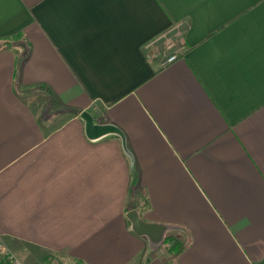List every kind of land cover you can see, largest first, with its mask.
I'll return each mask as SVG.
<instances>
[{
    "label": "crops",
    "instance_id": "crops-1",
    "mask_svg": "<svg viewBox=\"0 0 264 264\" xmlns=\"http://www.w3.org/2000/svg\"><path fill=\"white\" fill-rule=\"evenodd\" d=\"M164 33L181 55L161 66ZM7 37L0 237L18 257L264 264V0H0Z\"/></svg>",
    "mask_w": 264,
    "mask_h": 264
},
{
    "label": "built area",
    "instance_id": "built-area-1",
    "mask_svg": "<svg viewBox=\"0 0 264 264\" xmlns=\"http://www.w3.org/2000/svg\"><path fill=\"white\" fill-rule=\"evenodd\" d=\"M158 44L162 45L160 50ZM148 48L155 49L161 57V66L173 63L180 55L181 51L176 47L175 42L168 33L161 34L147 44ZM0 264H26L8 247L2 237H0ZM36 264H57L54 260H44Z\"/></svg>",
    "mask_w": 264,
    "mask_h": 264
},
{
    "label": "trees",
    "instance_id": "trees-1",
    "mask_svg": "<svg viewBox=\"0 0 264 264\" xmlns=\"http://www.w3.org/2000/svg\"><path fill=\"white\" fill-rule=\"evenodd\" d=\"M18 33V32H16ZM20 33V32H19ZM14 34L13 36L11 37H16L18 39L21 38V35L20 34ZM13 40H9V38H2V40H0V53L8 48H10L13 44ZM29 53L26 52L24 55H21L19 53H17V56H18V59H17V69H16V80H17V87L19 88L20 90V98H26V94L28 93V89L27 87H25L24 85H22L19 81L20 79V76H21V69L24 65V63L26 62L27 60V57H28ZM32 89V88H31ZM167 243H168V248H169V251L177 256L178 254H180L182 251L185 250L187 244H188V241L186 240H178V239H174L172 237L168 238L167 239ZM76 264H79V263H76Z\"/></svg>",
    "mask_w": 264,
    "mask_h": 264
},
{
    "label": "rangeland",
    "instance_id": "rangeland-1",
    "mask_svg": "<svg viewBox=\"0 0 264 264\" xmlns=\"http://www.w3.org/2000/svg\"><path fill=\"white\" fill-rule=\"evenodd\" d=\"M9 40H14V38H9ZM140 209H141V207L138 206V204H131L130 207H129V209H128L129 210L128 215L131 216L133 213L139 214L140 213ZM131 217H132V219H134V218L137 219V217H135L134 215H132ZM128 220L132 223V221L129 218H128ZM18 255H19V258L21 259V261H23L26 264H31L30 260H28L26 258V256H24L21 253H19ZM69 264H71V263H69Z\"/></svg>",
    "mask_w": 264,
    "mask_h": 264
},
{
    "label": "water",
    "instance_id": "water-1",
    "mask_svg": "<svg viewBox=\"0 0 264 264\" xmlns=\"http://www.w3.org/2000/svg\"><path fill=\"white\" fill-rule=\"evenodd\" d=\"M86 123H87V126L88 127H90V125H92V121H86ZM133 215L136 217V214L135 213H133ZM132 216V215H131ZM130 215L128 216L129 217V219L132 221V224H133V226L135 227V230H136V227H137V225H139L140 223H139V220L138 219H132V217H131Z\"/></svg>",
    "mask_w": 264,
    "mask_h": 264
}]
</instances>
